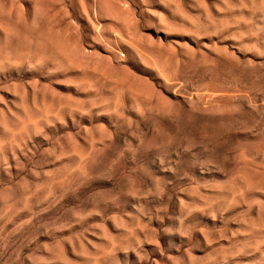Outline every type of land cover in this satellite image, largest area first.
<instances>
[{
	"label": "rangeland",
	"instance_id": "1",
	"mask_svg": "<svg viewBox=\"0 0 264 264\" xmlns=\"http://www.w3.org/2000/svg\"><path fill=\"white\" fill-rule=\"evenodd\" d=\"M0 264H264V0H0Z\"/></svg>",
	"mask_w": 264,
	"mask_h": 264
}]
</instances>
